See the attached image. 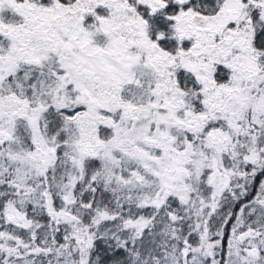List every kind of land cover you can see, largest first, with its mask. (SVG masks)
<instances>
[{"label":"snow or ice","instance_id":"obj_1","mask_svg":"<svg viewBox=\"0 0 264 264\" xmlns=\"http://www.w3.org/2000/svg\"><path fill=\"white\" fill-rule=\"evenodd\" d=\"M0 264H264V0H0Z\"/></svg>","mask_w":264,"mask_h":264}]
</instances>
